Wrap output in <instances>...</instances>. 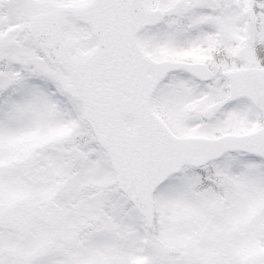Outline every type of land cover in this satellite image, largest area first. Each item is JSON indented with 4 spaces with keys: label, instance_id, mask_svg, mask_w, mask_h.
<instances>
[{
    "label": "snow or ice",
    "instance_id": "1",
    "mask_svg": "<svg viewBox=\"0 0 264 264\" xmlns=\"http://www.w3.org/2000/svg\"><path fill=\"white\" fill-rule=\"evenodd\" d=\"M0 264H264V0H0Z\"/></svg>",
    "mask_w": 264,
    "mask_h": 264
}]
</instances>
